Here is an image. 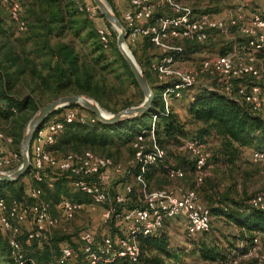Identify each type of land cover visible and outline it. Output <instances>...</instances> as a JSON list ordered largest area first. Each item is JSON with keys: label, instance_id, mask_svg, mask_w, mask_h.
I'll use <instances>...</instances> for the list:
<instances>
[{"label": "trees", "instance_id": "obj_1", "mask_svg": "<svg viewBox=\"0 0 264 264\" xmlns=\"http://www.w3.org/2000/svg\"><path fill=\"white\" fill-rule=\"evenodd\" d=\"M22 1L27 12L26 17L22 14V18L26 23L24 31L29 30L28 38L34 39V46L32 49L24 51V57L14 53L12 50H8L3 59H0V117L9 119L16 116L15 121L20 122L17 129H22L27 118L25 115L29 114V111L35 112L37 109L31 95L16 96L13 94L12 74L13 72L23 73L29 65H35L33 58H30L33 54L46 59L44 64L46 73L41 75V78L52 84L55 92H65L64 94L75 93L77 89L78 92L86 93L100 102L101 92L104 91L103 86L99 87L92 82L93 73L81 61L80 53L76 49L74 36L80 34L83 30V39L85 41L88 40L86 45L89 53L103 49V46L98 41L96 28L86 21L84 15L79 14L81 11L77 13L70 6L63 7L58 0ZM94 14L102 17L97 9L94 10ZM106 23L109 25L107 21ZM5 31L6 27L3 25L2 18H0V35ZM52 35L58 36V40L54 43L49 40ZM112 35L113 37L115 36L113 30ZM176 41V44L180 45L181 51L175 56L184 57L188 52L198 51L203 46L208 47V44H202V42L186 39H176ZM110 49L128 81L139 88L124 59L118 52L114 41L110 45ZM98 55L95 60L100 59L102 52H98ZM147 67L148 71L142 69V72L148 84H151L150 87L153 93L148 109L140 115L112 123H101L96 119L90 124L76 121L66 123L55 142L45 146V150L50 152L55 158H62L68 152L90 150L119 162L111 149L118 152L123 147L126 149L127 154L133 155L132 142L136 134L141 130L148 131L152 129L154 140L164 150V156L158 162L144 167L141 177L143 181H146V184L144 182L145 189L153 190L180 184L195 191L189 178L193 176V159L187 152L177 150V146L185 138L191 136H195L204 143L211 141L212 146L211 151L208 149L210 156L207 163H212L213 172L212 175L203 177L198 183H202V192L206 195L207 200L209 199L208 192L213 191L215 194L213 201L211 202L210 200L209 208L207 207L209 216L210 214L223 215L227 222L232 223L236 227V234L230 235V241L228 240L227 244L213 241V243H209L205 241L207 229L202 231V237L193 247L203 260L219 264L226 263L229 259H233L229 253L231 247L236 243L235 241L239 240V242L243 243V247L238 251H244L255 233L264 231V210L250 206L248 202L250 197L246 196L244 192L235 197L218 193V171L221 165H232L239 160L243 149L264 148V119L221 91L210 89L202 84H195L181 90V97L187 99L186 112L183 118L171 108L165 111L160 95L157 92V89L164 86V84L160 86L155 84V72L151 64ZM11 68H14V70H10ZM31 71L36 73V65L35 68L31 66ZM152 78H154L153 82H151ZM237 81L235 79L234 83H237ZM76 105L78 104L70 103L52 111L41 122L39 127L45 122L54 119L55 117L52 118L51 116L58 110L64 113L67 108H73L72 106ZM89 114L93 116L92 113ZM10 135L13 137L11 147L20 150L18 146L21 140L19 133H10ZM29 156L31 158V145L29 146ZM170 167L180 168L182 175L174 178L169 177L167 168ZM130 168L135 169L136 175L139 173L138 164L132 163ZM26 175L30 176L31 181L27 186H24L21 179ZM42 175V181L34 180L30 175L29 166L24 174L14 181L0 180V195L6 199L14 198L26 202L29 201V188L39 186L44 189V192L42 190L43 198L49 201L50 204H58L62 198L72 199L74 197L76 199L78 194H82L76 191L72 196L70 178L55 167L46 165ZM159 177L168 179L171 185L169 183L161 185V183L156 184L155 182L152 185L151 182L158 180ZM182 178L184 185L181 184ZM192 180L197 183L194 176ZM48 183H51L52 186H49ZM151 185L156 188H150ZM121 189V193H123L122 183ZM7 192L9 196L6 194ZM140 192L141 189H132L130 185V191L125 194L124 206L129 207L139 203ZM109 222L112 227L106 235L115 241L123 233V222L121 219L110 220ZM28 231L29 229L21 224L20 233L16 236L27 258V264H57L56 257L63 244H69L73 248L71 264H88L81 250L82 242L80 249L77 250L71 241L65 240L68 239L67 235L49 234L42 242L37 239L27 240ZM135 239L138 254L134 260H130L125 256H114L110 259L97 260L93 264H176L171 261L176 255L175 251L169 246L168 234L161 226L148 234H138ZM10 251L8 237L0 235V258L4 259L2 264H13ZM249 261H251V264L252 262L253 264H261L254 259Z\"/></svg>", "mask_w": 264, "mask_h": 264}, {"label": "built area", "instance_id": "obj_2", "mask_svg": "<svg viewBox=\"0 0 264 264\" xmlns=\"http://www.w3.org/2000/svg\"><path fill=\"white\" fill-rule=\"evenodd\" d=\"M6 6L9 17L17 30L26 29L22 18L19 0H1ZM128 8L122 13V23L126 30L128 42L145 39L158 46L164 54L152 65L156 81L162 86L159 95L164 110L168 108L170 97L180 96L181 90L199 83L198 75H210L213 85L207 87L221 91L226 96L243 104L252 113L264 119V65L259 63L254 52H264V16L252 13L245 23L238 25L244 36V45L237 46L231 52L216 54L202 58L196 68L179 69L173 66L175 55L181 51L180 46L172 45L169 40L186 39L203 42L210 30H222L225 25H237V20L228 16L226 19L208 15H194L191 8L175 0H126ZM79 9L92 15L91 5L84 4ZM159 9L161 14L153 17ZM164 10H167L166 12ZM100 44L107 46L109 31L105 27H96ZM168 50H172L169 53ZM237 79V83L234 80ZM169 80V84L167 81ZM95 117L82 113L75 108H67L61 118H54L38 127L31 139L30 175L40 182L46 165L55 167L70 178V185L82 193L90 204H103L108 200L110 183L113 178H119L123 193H116L114 204L101 214L102 222L121 219L123 233L115 241L108 235L97 240L93 231H82L79 239L82 242V253L88 264L100 259H110L114 256H125L134 260L138 254L136 236L148 234L161 226L164 218L180 215L185 221L187 235L206 231L209 227V211L196 195L193 189L176 184L166 188L142 190V201L132 206H124L125 194L130 191L126 180L127 172L120 162L110 157L99 155L90 150L73 151L55 158L45 150V146L53 144L62 132L64 125L73 121L90 124ZM13 137L0 131V170L11 172L21 161L20 150L12 148ZM134 153L132 161L139 166L136 179L144 186L141 173L148 164L158 162L164 156V150L155 140L152 129L138 132L132 142ZM177 150L187 152L193 159V176L196 182L201 181V173L207 166L210 156L204 142L191 136L185 138ZM248 158L254 163L264 165V149H249ZM171 178L179 177L182 171L178 167L167 168ZM52 186L51 183H48ZM29 201L6 199L0 195V230L8 232V242L13 264H27L21 244L16 236L20 233L21 224L28 222L30 229L27 240L44 241L50 229L57 227L58 218L51 211V204L42 197V189L32 186L28 190ZM250 206L264 210V187L254 192L249 200ZM82 203L71 198H62L58 207L66 220L76 215ZM48 233V234H47ZM239 249L243 243H238ZM241 256L249 257L264 264V231L256 232ZM73 248L63 244L56 257L57 264H71ZM235 262V259L231 260Z\"/></svg>", "mask_w": 264, "mask_h": 264}, {"label": "rangeland", "instance_id": "obj_3", "mask_svg": "<svg viewBox=\"0 0 264 264\" xmlns=\"http://www.w3.org/2000/svg\"><path fill=\"white\" fill-rule=\"evenodd\" d=\"M63 7L70 6L78 11L79 6H83L84 4L91 5L93 10H95V6L92 3V0H58ZM111 11L116 15V17L122 23V14L119 16L117 12L114 10L111 0H103ZM126 1V0H125ZM176 1V0H175ZM182 5H187L191 8V11L194 15H208L212 17H219L222 19H226L228 16H232L237 20V25H225L222 30H210L208 32V36L202 44H208V55L207 57L221 54L225 51L231 52L237 46L244 45V36L239 31L238 25L241 23H245L249 16L252 13H259L264 16V0H179ZM22 14L23 16L27 15L26 8L22 0ZM178 2V1H177ZM186 3V4H184ZM128 4V3H127ZM128 8V7H127ZM126 8V9H127ZM125 9V10H126ZM161 10L157 9L155 13H153V17H157L161 14ZM165 12L167 10H164ZM124 12V11H123ZM122 12V13H123ZM79 14L84 15L86 21L92 24L93 27H105L109 31L108 43L106 47H102L103 49L98 51L95 50L94 53H89L87 45L88 40H84V30L74 36L76 49L80 53L81 61L90 69L93 73L92 82L97 84L99 87L104 88L102 91L101 99L98 102L92 96L78 92L76 89L75 93H66V94H84L94 99L98 105L106 112L113 113L117 110L123 108L125 105H134L141 101L142 95L139 88L130 83L126 77V75L121 71L119 63L114 56L113 52L110 49V45L114 41L115 36L112 35V26L107 25L106 20L103 17H99L93 14L88 15L86 12H79ZM0 18L3 20V25L6 27V31L0 35V59H3L4 55L8 52V50H12L14 53L20 54L24 57V51L32 49L34 46V39H29L28 34L29 30L19 31L17 30L14 22L9 17L6 6L0 1ZM124 27V26H123ZM125 29V28H124ZM126 32V30H125ZM98 38V37H97ZM51 43H54L58 40V36L52 35L50 37ZM99 41V40H98ZM183 41V40H182ZM181 42V40H180ZM210 42V43H207ZM171 44L174 43L170 42ZM108 47V48H107ZM125 47L132 55L138 67L142 69H146L148 71V65L151 66L164 54L163 51L158 46H154L148 41H144V39H136L134 42H128L125 34ZM171 53L172 50H168ZM98 52H102L99 60H95V57L98 55ZM256 58L259 59V63L264 65V52H254ZM99 56V55H98ZM179 57V56H178ZM30 58H33L34 63L36 65V73L31 71L32 68H35L34 64L29 65L26 68V71L21 72H13L12 74V92L16 96H24L26 94L31 95L34 99V104L36 109L38 107L44 105L46 102L61 96L65 95L63 93L55 92L52 84H49L47 80L41 78V75L46 73V68L44 66L46 59L39 56L31 55ZM46 58V57H45ZM184 57H180L182 60ZM200 58V57H199ZM24 59V58H23ZM185 60V59H184ZM200 60V59H199ZM25 62V61H24ZM108 64V65H106ZM188 63L182 62L179 64L182 66L179 69H190L196 68V66L191 67L193 65H187ZM189 66V67H188ZM10 70H14L11 68ZM143 71V70H142ZM156 78V77H155ZM199 83L204 86L213 85V79L210 75H198ZM151 82L154 81L152 78ZM151 86V84H149ZM151 88V87H150ZM152 90V89H151ZM181 96V93H180ZM170 97L167 100V104H170L172 98L176 101L174 105H172V110L175 111L181 118L185 116V109L187 107V99L185 97ZM76 110L81 111L84 114H89L90 112L84 109L79 104L76 106H72ZM164 108V107H163ZM167 108H169L167 106ZM30 113L25 115L26 121L23 124L22 129H17L19 125V121H15V117H11L9 119H3L0 117V131H3L7 134L19 133V138L21 139L28 120L34 114V111H29ZM63 112L58 110L51 117L58 118L61 117ZM90 115V114H89ZM21 142V140H20ZM20 149V144L18 145ZM204 146L211 151L212 143L207 142L204 143ZM264 149V148H263ZM113 155H115L116 159L127 169L126 178L131 185L132 189H141L140 202L142 201V190H146L145 187L141 185V183L136 179L135 169L130 168V165L133 163L132 157L133 155L127 154L125 148L121 147L118 152L112 150ZM249 149H243L240 159L237 160L232 165H221L220 170L218 171L217 177V192L222 193L226 196H238L243 192L249 197L259 189L264 187V165L259 163H254L248 158ZM21 163V161H20ZM213 166L212 163L208 162L207 166L203 168L201 173V179L205 176L212 175ZM190 178V182L192 183L193 188L197 192L196 195L199 200L209 208V205L213 201V196L215 195L213 191L208 192V200L206 195L202 192V183H195ZM182 180V182H181ZM180 180L181 184L184 183L183 178ZM188 180V179H187ZM24 186H27L31 178L29 175L23 176L21 179ZM146 181H143V183ZM154 182L156 184L161 183V185L170 184V181L166 178L159 177L158 180L151 182L153 185ZM168 184V185H169ZM150 188H156L153 186ZM171 185V184H170ZM184 185V184H183ZM71 195L73 196L76 193V190L70 185ZM44 192V189H42ZM116 193H121V183L119 178H113L110 183L108 200L103 204H90L89 201L85 198L84 195L78 194V197L75 199L82 203V206L79 210L76 211V215L70 219L66 220L63 218L60 208L57 203L51 204L52 213L58 218V225L55 228L50 229V234H59L62 236L67 235L68 241H71L73 245L78 249L81 247V241L79 239V234L82 231H93L94 237L99 240L101 236H104L111 229L110 222H102L101 214L107 209L109 206L113 205V196ZM9 196V193H6ZM7 196V197H8ZM215 197V196H214ZM72 198V199H73ZM211 200V202H210ZM161 227L165 229L169 237V246L174 249L175 257L171 259L173 263L176 264H219L209 260H203L199 257V254L195 251L193 245L197 244L199 239L202 237V232H197L191 235H187L185 231V223L184 218L180 215L172 216L164 218ZM48 234V233H47ZM236 234V227L227 222L223 215H212L209 217V227L206 231L205 241L207 242H215L223 244H227L230 235ZM0 235L3 237H8V232H4L0 230ZM213 241V242H212ZM230 241V240H229ZM236 242V243H235ZM234 246L230 249V257L235 259V262H232L230 259L228 262L223 264H251L249 261L252 258L241 256L239 250V240L235 241ZM241 242V241H240ZM4 259L0 258V264H2ZM253 264V262H252Z\"/></svg>", "mask_w": 264, "mask_h": 264}, {"label": "water", "instance_id": "obj_4", "mask_svg": "<svg viewBox=\"0 0 264 264\" xmlns=\"http://www.w3.org/2000/svg\"><path fill=\"white\" fill-rule=\"evenodd\" d=\"M92 3L98 10L99 14L115 30V46L124 59L142 93L143 97L141 101L134 105L125 106L113 113H105L94 99L80 93L61 95L46 102L44 105L38 107L26 124V128L20 142V165L15 170L8 173L0 170V180L14 181L24 174V172L29 168V146L34 131L52 111L60 107L66 106L70 103H77L92 113L95 119L101 123H112L132 118L140 115L143 111L149 108L153 93L142 70L138 67L132 55L125 47L126 32L123 25L103 0H92Z\"/></svg>", "mask_w": 264, "mask_h": 264}, {"label": "crops", "instance_id": "obj_5", "mask_svg": "<svg viewBox=\"0 0 264 264\" xmlns=\"http://www.w3.org/2000/svg\"><path fill=\"white\" fill-rule=\"evenodd\" d=\"M179 3H183V2H180V1H178ZM111 3H112V5H113V8H114V10L117 12V14L119 15V16H121V14H122V12L128 7V4H127V2L125 1V0H111ZM184 4H186V3H184ZM145 42L147 41V40H144ZM174 41V43H172V45H176V46H180V45H178V44H176V40H172V39H170L169 40V42H173ZM208 43H210V42H208ZM208 47H204L203 46V48H201L200 50H198V51H193V52H188L185 56H184V58L181 60L180 59V57L181 56H175L174 57V62H173V66L174 67H176V68H181L182 66H180L179 64H181L182 62H187L188 64L187 65H193V66H191V67H194V66H197L198 65V63H199V61L202 59V58H205V57H207V55H208ZM200 57V58H199ZM185 59V60H184ZM200 59V60H199ZM188 66V67H189ZM167 83L169 84L170 82H169V80L167 81ZM155 84H157L158 86H160L161 84L160 83H158L157 81H155ZM198 84V83H197ZM162 88V87H161ZM161 88L159 87V89H157V92L159 93L160 92V90H161ZM181 97V96H180ZM176 100L174 99V98H172L171 99V101H170V104H168V107L169 108H172V105H174V102H175ZM184 223H185V221H184ZM22 226L23 227H25V228H28V229H30V225H29V223L28 222H23L22 223ZM50 233V232H49Z\"/></svg>", "mask_w": 264, "mask_h": 264}, {"label": "bare ground", "instance_id": "obj_6", "mask_svg": "<svg viewBox=\"0 0 264 264\" xmlns=\"http://www.w3.org/2000/svg\"><path fill=\"white\" fill-rule=\"evenodd\" d=\"M105 112V111H104ZM106 113V112H105Z\"/></svg>", "mask_w": 264, "mask_h": 264}]
</instances>
